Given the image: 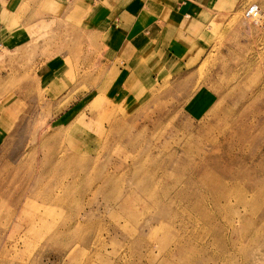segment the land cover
<instances>
[{"label": "rangeland", "instance_id": "374dc122", "mask_svg": "<svg viewBox=\"0 0 264 264\" xmlns=\"http://www.w3.org/2000/svg\"><path fill=\"white\" fill-rule=\"evenodd\" d=\"M92 3L0 0V264H264V0L148 77Z\"/></svg>", "mask_w": 264, "mask_h": 264}, {"label": "crops", "instance_id": "0c3cea01", "mask_svg": "<svg viewBox=\"0 0 264 264\" xmlns=\"http://www.w3.org/2000/svg\"><path fill=\"white\" fill-rule=\"evenodd\" d=\"M231 1L93 0L88 9L93 19L83 28L98 36L107 64L119 61L128 74L148 77L159 58L165 57L163 70L168 71L183 55L194 52L201 34ZM149 53L155 58L141 64Z\"/></svg>", "mask_w": 264, "mask_h": 264}, {"label": "built area", "instance_id": "2783aa9c", "mask_svg": "<svg viewBox=\"0 0 264 264\" xmlns=\"http://www.w3.org/2000/svg\"><path fill=\"white\" fill-rule=\"evenodd\" d=\"M260 17L257 5H250L244 12V18L250 22L257 23Z\"/></svg>", "mask_w": 264, "mask_h": 264}]
</instances>
